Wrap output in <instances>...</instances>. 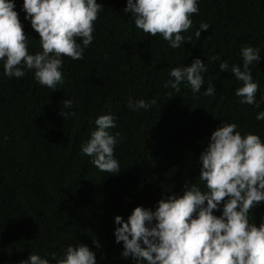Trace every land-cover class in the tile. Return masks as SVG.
<instances>
[{
  "label": "trees",
  "instance_id": "1",
  "mask_svg": "<svg viewBox=\"0 0 264 264\" xmlns=\"http://www.w3.org/2000/svg\"><path fill=\"white\" fill-rule=\"evenodd\" d=\"M22 2L13 0L28 50L41 51ZM96 3L102 8L93 41L83 59L63 57V84L56 90L37 83L31 70L21 78L5 77L0 61V264H20L31 253L61 257L70 244L86 245L97 264H134L115 242V216L127 221L137 206L154 210L161 198L183 195L186 184L206 191L199 155L221 122L264 142V120L255 118L264 101L260 107L239 103L234 90L241 82L218 66L223 60L240 65L241 47H258L260 59L250 67L256 98L264 96V0H198V14L181 33L191 39L176 49L160 34L136 28L132 14L123 12L126 0ZM202 21L210 27L197 39ZM194 58L208 68L201 92L211 82L213 96L194 94L183 82L180 92L164 86L171 68L190 66ZM129 98L155 103L131 111ZM67 99L70 108L63 105ZM61 111L73 115L64 119ZM104 114L115 117L110 131L120 133L113 153L117 174L100 171L81 152L94 120ZM213 214L219 216L220 208ZM249 217L259 226L264 202Z\"/></svg>",
  "mask_w": 264,
  "mask_h": 264
},
{
  "label": "clouds",
  "instance_id": "2",
  "mask_svg": "<svg viewBox=\"0 0 264 264\" xmlns=\"http://www.w3.org/2000/svg\"><path fill=\"white\" fill-rule=\"evenodd\" d=\"M13 0H0V61L3 75L8 78L24 77L31 70L35 81L56 90L63 84L61 72L63 57L83 59V53L93 41L94 26L102 6L96 0H23L24 19L38 33L40 50H28V40L22 31ZM198 0H126L124 13H131L135 27L155 37L160 34L168 46L176 49L191 37L181 35L192 25V14H198ZM95 24V25H94ZM98 24V23H97ZM210 25L200 22L194 32ZM79 40V42H78ZM242 63L229 67L227 60L218 66L230 71L241 86L234 90L239 103L260 107L264 96L257 100L258 84L253 80L251 67L260 59L258 47L240 49ZM219 60L218 56L211 58ZM208 68L200 58L190 66L169 70L165 87L180 92L182 82L191 91L203 96H213L211 82L204 85L202 73ZM171 97V96H170ZM154 100L133 101L131 111L148 110ZM71 100L63 101L65 108ZM66 119L73 115L62 112ZM264 120V110L256 114ZM95 130L81 145V152L91 158L100 171L117 174L120 165L114 157V148L120 133L111 114L94 120ZM235 123H222L211 132L207 147L200 153L199 179L206 191L196 183L186 184L183 195H168L157 201L154 210L135 207L127 218L114 217L115 242L122 243L121 256L131 257L134 264H264V219L259 226L250 222V209L264 202V142L254 133L243 136L236 131ZM90 128L84 134L86 139ZM222 202V204H221ZM220 208L216 216L213 210ZM195 214V215H194ZM99 248L98 241L93 240ZM97 264L94 251L86 245H69L63 255L55 252L42 257L31 253L20 264Z\"/></svg>",
  "mask_w": 264,
  "mask_h": 264
}]
</instances>
